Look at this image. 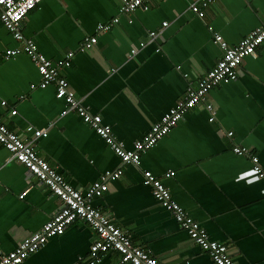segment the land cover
Listing matches in <instances>:
<instances>
[{"label":"crops","instance_id":"crops-1","mask_svg":"<svg viewBox=\"0 0 264 264\" xmlns=\"http://www.w3.org/2000/svg\"><path fill=\"white\" fill-rule=\"evenodd\" d=\"M194 1L150 0L149 9L121 15L109 31L98 32L100 23L119 15L121 0H42L26 15L21 31L53 61L74 51L61 75L131 149L184 97L188 84L220 59L215 32L235 45L264 21V0H213L203 18L191 12ZM151 31L157 37L142 47ZM91 35H98L97 43L80 50ZM22 43L0 22L1 118L18 133L28 125L47 129V136L35 142L38 154L75 187L85 190L106 170L122 169L92 203L135 244L165 264H215L144 184L143 171L150 170L213 239L229 245L237 264H264V178H241L252 160L233 151L235 143L248 147L264 166V43L244 59L235 80L209 92L216 121H209L204 103L197 104L142 155L139 165L123 163L75 112L62 115L66 102L56 97L53 84L31 87L41 79L32 59L25 53L6 57L7 49ZM227 130L234 131L235 143ZM9 158L0 144V243L6 252L40 230L60 206L47 185ZM170 171L175 174L167 177ZM95 238L92 227L77 220L22 264H77ZM120 257L110 250L97 264H120Z\"/></svg>","mask_w":264,"mask_h":264},{"label":"built area","instance_id":"built-area-1","mask_svg":"<svg viewBox=\"0 0 264 264\" xmlns=\"http://www.w3.org/2000/svg\"><path fill=\"white\" fill-rule=\"evenodd\" d=\"M41 1L32 0L31 8L22 14L18 8L9 6L7 0L4 4H0V22L16 40L23 42L17 48L7 49L6 57L10 58L21 53L27 54L36 65L41 76L40 82L37 85H31V87L46 88L53 84L56 87V97L66 102V108L61 114L75 112L106 140L125 164L139 165L142 155L168 134L186 112L201 102L204 103L209 112V121H216V108L208 100L209 92L221 83L235 80L244 59L247 56H255L258 47L264 43V21L261 26L252 30L235 45H230L221 34L215 32L214 42L222 50L220 59L204 76L194 83H189L184 97L174 107L170 108L159 121L155 122L145 136L136 140L132 148L128 149L113 134L111 126L103 122L102 116L91 112L89 107L84 104L83 98L76 96L68 79L61 75V68L71 65L74 51H69L63 60L53 61L38 50L34 40L24 37L21 31V23L26 15L36 8ZM212 1L195 0L190 5V10L199 18H203L206 7ZM149 7L150 0H142V3H135V0H121L119 15L107 23H100L97 26V31H109L119 22L121 15L130 14L138 8L149 9ZM167 24V22H163V27ZM157 35V31H151L149 40L141 42L140 45L143 47L154 42ZM97 41L98 35L87 36L83 39L79 49L84 51L91 48ZM132 52H135V49ZM2 104H5V101H2ZM16 112V110H13L12 114H16ZM225 133L235 143L234 131L227 130ZM47 134V129L36 128L32 125L26 126L24 133L15 132L8 127L0 116V144L9 151V160L23 164L32 175L47 185L52 194L60 200L58 210L42 228L21 240L16 248L6 252L0 243V261H7L9 257H12V264H22L30 254L45 246L49 238L64 234L65 230L75 221L83 220L95 231L96 238L89 247L88 255L86 257L79 256L77 264L84 261H87L88 264H97L102 255L110 250L119 252L121 256L120 264H165L152 256L146 249L135 244L124 230L92 203L93 198L102 196L108 189L109 182L119 178L123 170H106L99 180L92 183L85 190L75 187L45 158L38 154L35 142L39 137L47 136ZM233 151L239 155H248L252 160V167L247 172L251 175L243 174L241 178L249 180L264 178V166L257 154L250 148L237 143L233 146ZM174 174V171H170L166 173V176L169 177ZM143 175L144 184L152 188L154 197L165 209L172 213L179 225L202 250L211 256L215 264H237L230 253L229 245L213 239L201 223L173 199L170 189L161 178L150 170H144ZM27 191L28 189L24 190L20 197L24 198Z\"/></svg>","mask_w":264,"mask_h":264},{"label":"snow or ice","instance_id":"snow-or-ice-1","mask_svg":"<svg viewBox=\"0 0 264 264\" xmlns=\"http://www.w3.org/2000/svg\"><path fill=\"white\" fill-rule=\"evenodd\" d=\"M5 0H0V4H4ZM9 6H14L20 10V13L29 10L32 6V0H7ZM135 3H142V0H135ZM251 51V49H249ZM43 71V69H41ZM245 175H251V173H245ZM18 255V254H17ZM12 257H9L7 261H0V264H12Z\"/></svg>","mask_w":264,"mask_h":264}]
</instances>
